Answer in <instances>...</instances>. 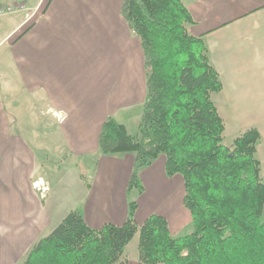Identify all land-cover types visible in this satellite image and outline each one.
<instances>
[{
	"label": "crops",
	"instance_id": "0c3cea01",
	"mask_svg": "<svg viewBox=\"0 0 264 264\" xmlns=\"http://www.w3.org/2000/svg\"><path fill=\"white\" fill-rule=\"evenodd\" d=\"M8 1L17 4L0 0V8ZM183 3L194 20L188 32L203 39L222 82V92L213 99L226 125L224 144L231 147L237 137L258 129L262 172L264 0ZM123 5L124 0H40L21 20L10 19L12 28L0 42L1 49L8 44L10 54L6 50L0 55V264H23L34 246L73 211L93 229L121 226L135 201L141 226L159 215V194L167 193L165 202L182 190L178 182L154 184L147 196V178L173 179L167 177L166 159L160 157L140 171L143 191L129 193L134 155L100 152L101 130L110 117L125 125L130 135L139 134L148 93L145 54L122 17ZM37 118L42 132L35 125ZM43 156L96 161L95 167L85 165L92 179L85 181L77 169L70 179L67 170L59 168L56 185H49L40 174ZM40 180L48 184L45 197L36 188ZM181 196L175 211L173 201L168 206L174 237L192 230L191 215L182 208L185 191ZM131 244L125 258L138 264V252L128 256Z\"/></svg>",
	"mask_w": 264,
	"mask_h": 264
},
{
	"label": "trees",
	"instance_id": "16d2710c",
	"mask_svg": "<svg viewBox=\"0 0 264 264\" xmlns=\"http://www.w3.org/2000/svg\"><path fill=\"white\" fill-rule=\"evenodd\" d=\"M122 17L141 41L148 93L139 134L110 117L100 152L134 155L129 193L143 191L140 171L165 156L167 177L184 181L192 230L174 237L160 215L138 226L135 201L121 226L93 229L73 211L23 264H129L125 253L138 234V264H264L260 131L225 146V122L213 99L222 82L203 39L188 32L194 20L183 0H124Z\"/></svg>",
	"mask_w": 264,
	"mask_h": 264
},
{
	"label": "rangeland",
	"instance_id": "374dc122",
	"mask_svg": "<svg viewBox=\"0 0 264 264\" xmlns=\"http://www.w3.org/2000/svg\"><path fill=\"white\" fill-rule=\"evenodd\" d=\"M17 1V4L16 5H11V3H13V1H8L4 7L0 8L1 9H4L5 12H12L11 11V8L13 9V12H18V14H14L13 17H6V18H0V24L3 25V27H0V42L3 40L4 36L7 34V31L10 30L12 28V25L10 24V19H13L14 21H19L21 20V18L25 17L26 16V13L27 12H30V9L31 7H35V5L40 1V0H15ZM44 7V5L42 6V8ZM42 8L39 9L41 12L42 11ZM10 46V45H9ZM8 44L5 45V47L3 49H1L0 47V55H4L3 52L7 50V55L9 56V51H8ZM5 57V56H4ZM3 58V57H2ZM35 125L39 127V121H38V118L36 120V123ZM226 126V125H225ZM41 132L43 130V128H40L39 129ZM133 131V130H132ZM133 133H136V132H133ZM226 136V135H225ZM227 137V136H226ZM229 137V136H228ZM227 139V142H226V145L229 144V138H226ZM38 147H41L42 148V145L38 146ZM42 154L44 155V151H42ZM162 158L166 159L165 156H162ZM161 162H159L158 164H160ZM94 164V167H95V164H96V161H92V160H89L88 161H76V160H71V161H64V160H58L57 158L54 159L53 158H49V156L47 157H42L41 158V162H40V165L42 167V170L40 172V174L44 177L45 180L49 181V185L52 184V185H56V181L59 177V168L62 169V170H67L66 173H67V177L71 179L72 175V170L74 169H77L81 172V174H83V176H85V181H90L89 179H92L91 177H88L89 176V169H87L85 167V165H89L92 166ZM159 166V165H157ZM261 177L264 181V170L261 172ZM155 182H153L152 180H150L149 178H147L146 182H145V185L147 183V196L151 194V186L152 185H158V186H161V185H175L176 186V183L178 182V186L180 184V189H182L179 193V191L175 192L172 197H173V200H170V201H173V205H174V211L178 208V197L181 196L185 189H184V181L182 179L181 176H175L173 177V179H167L163 182L159 181L158 178H155ZM71 181V180H70ZM144 185V183H143ZM167 193L165 194H159L160 199H159V202L157 204H155L156 206V211L159 213V215H162V216H165L167 219H168V222H169V225H170V229L172 230V232L175 231V225H174V218L170 215V210L168 208V206L170 205V201L169 199L168 200H165L164 202V198L166 196ZM182 197V196H181ZM158 198H156V201H157ZM180 202V201H179ZM185 211H186V214L190 215L189 211L185 208V207H182ZM146 210L145 211H148L149 209H151V206L149 208H145ZM173 211V212H174ZM191 230L189 231H185L183 232L182 234H177L178 236L176 237H183L185 235H188L190 233ZM131 246L129 247L128 249V256L130 258H133L135 257V255L137 254L138 252V244H139V234L134 238V241L131 242Z\"/></svg>",
	"mask_w": 264,
	"mask_h": 264
},
{
	"label": "built area",
	"instance_id": "2783aa9c",
	"mask_svg": "<svg viewBox=\"0 0 264 264\" xmlns=\"http://www.w3.org/2000/svg\"><path fill=\"white\" fill-rule=\"evenodd\" d=\"M11 11L13 12L12 8H11ZM12 12H5L4 9H1L0 18L4 16L5 14H9ZM36 188H37V191L40 192L43 197L46 196V193L48 192V184L46 182H43L42 180L36 182Z\"/></svg>",
	"mask_w": 264,
	"mask_h": 264
}]
</instances>
